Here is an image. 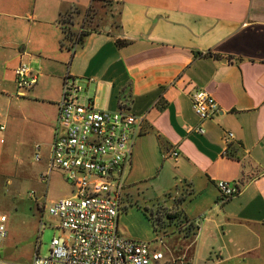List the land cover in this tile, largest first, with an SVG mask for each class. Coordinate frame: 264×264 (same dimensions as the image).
<instances>
[{"label":"crops","instance_id":"1","mask_svg":"<svg viewBox=\"0 0 264 264\" xmlns=\"http://www.w3.org/2000/svg\"><path fill=\"white\" fill-rule=\"evenodd\" d=\"M94 15L76 45L64 39V27L78 33ZM21 62L37 76L24 95ZM67 74L82 103L143 116L125 183L167 194L158 214L194 238L187 249L210 240L220 262L264 258V0H0V163L16 130L39 121L22 116L23 105L52 106L57 120ZM198 89L219 107L203 122L192 109ZM5 122L15 132L4 133ZM219 180L239 192L222 200Z\"/></svg>","mask_w":264,"mask_h":264},{"label":"built area","instance_id":"2","mask_svg":"<svg viewBox=\"0 0 264 264\" xmlns=\"http://www.w3.org/2000/svg\"><path fill=\"white\" fill-rule=\"evenodd\" d=\"M75 39L73 45L80 35ZM15 78L19 95L37 83L36 74L26 62L16 67ZM80 90L74 77L67 74L63 78L48 169L42 175L47 183L57 169L73 187L72 196L53 200L47 207L64 234L52 238L49 254L41 256L37 248L31 261L12 264H186L185 256L171 255L166 259L164 252L150 247L148 242L119 234L117 220L124 176L131 160L133 137L143 116L123 109H96L80 101ZM191 102L201 122L219 112L216 99L205 89L196 90ZM195 131L206 132L201 125ZM232 136L233 133H226V137ZM40 150L41 146L36 145L37 160L41 159ZM172 154L176 156L177 152ZM217 188L222 200L239 192L236 185L226 180H219ZM6 219L0 215V248L7 236ZM0 264L9 263L0 255Z\"/></svg>","mask_w":264,"mask_h":264},{"label":"rangeland","instance_id":"3","mask_svg":"<svg viewBox=\"0 0 264 264\" xmlns=\"http://www.w3.org/2000/svg\"><path fill=\"white\" fill-rule=\"evenodd\" d=\"M89 18L82 26L85 27L82 29L84 33L94 28L93 23L98 21L100 15ZM71 32L73 33L72 30ZM15 92L14 87V94ZM26 99L19 98L15 101L20 103ZM40 105L43 104L27 102L26 106L23 105L22 116L39 120L37 123L26 122L23 125L26 127L23 133L5 122L4 133L10 134L16 130V137L5 144L0 163V215L7 217L4 223L7 236L0 248V255L9 264L31 261L37 248L39 255L49 254L52 238L64 232L57 228V220L50 216L48 204L53 200L73 195L72 185L57 169L52 171L47 183L42 180V175L48 169L49 147L55 128L56 112L52 106L44 104L42 115L37 114L34 117L31 113ZM28 127L32 130L27 133ZM36 145L42 148L39 160L35 158ZM155 196L156 192L151 186H126L124 180L117 220L119 234L148 242L150 247L164 252L166 259H170L171 254L181 256L185 251L187 255L192 256V264H264V258L259 259L256 255L244 252L227 262H220L224 257L217 250L216 241L198 242L197 239L187 249L194 238L184 240L178 232L177 220L170 223L168 219L159 216L158 211L167 194ZM184 261L188 264L187 257ZM175 264H179L178 261Z\"/></svg>","mask_w":264,"mask_h":264},{"label":"trees","instance_id":"4","mask_svg":"<svg viewBox=\"0 0 264 264\" xmlns=\"http://www.w3.org/2000/svg\"><path fill=\"white\" fill-rule=\"evenodd\" d=\"M82 34H84V32H81V34H79V32L78 33L73 32V35H72L71 30L69 28L64 27V39L69 41V43H71V44H73L75 42L76 35H80V37H81ZM169 217H171V216H168V218ZM171 218H174V216ZM187 225H188V228H190L191 230H193V228L195 227L193 225V223H191L190 221H188Z\"/></svg>","mask_w":264,"mask_h":264}]
</instances>
